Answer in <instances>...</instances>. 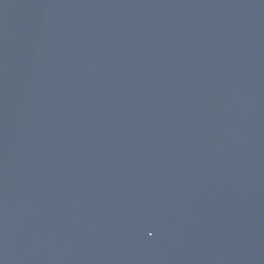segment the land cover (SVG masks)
I'll list each match as a JSON object with an SVG mask.
<instances>
[{
  "label": "water",
  "instance_id": "95a60500",
  "mask_svg": "<svg viewBox=\"0 0 264 264\" xmlns=\"http://www.w3.org/2000/svg\"><path fill=\"white\" fill-rule=\"evenodd\" d=\"M0 264H264V0H0Z\"/></svg>",
  "mask_w": 264,
  "mask_h": 264
}]
</instances>
